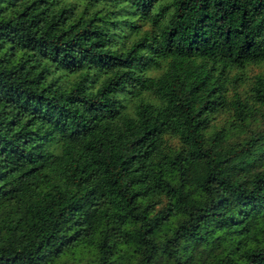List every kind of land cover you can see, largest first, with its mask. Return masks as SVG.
Here are the masks:
<instances>
[{"label":"clouds","instance_id":"clouds-1","mask_svg":"<svg viewBox=\"0 0 264 264\" xmlns=\"http://www.w3.org/2000/svg\"><path fill=\"white\" fill-rule=\"evenodd\" d=\"M0 7H6V4H0ZM61 8L70 9L73 14L69 23L92 16L115 19L119 24L146 33L149 39L144 42V53L135 70L129 64V70L119 74L111 89L107 85L113 77L107 73L90 81L85 91L86 99L81 101L84 105L81 119L91 117L94 111L95 117L88 120L94 127L82 126L69 136L66 134L67 122H58L65 134L49 132L36 141L39 154L32 159L40 166L22 180L14 179L17 174L8 171V161L5 156H0V173H3L0 175V248L5 253L11 252L10 257L0 256V264H19L24 256L28 264H221L218 257L224 255L228 256V264H248L247 252L264 249V240H257L255 233H250L245 226L246 218L252 212L264 211V206L255 207L264 180L253 184L255 176L264 174V97L258 96V86L264 83V24L255 26L254 20L246 19L247 31L236 33L237 40L244 36L239 55L233 58L231 50H225L212 58L208 79L215 82L211 95L216 99L209 98L194 115L191 107L187 109L200 135L201 152L197 154L191 151L189 139L179 122L170 118L173 114L171 97L160 90L161 81L171 78V66L176 63L173 54H184L182 48L172 47L170 39L167 47L163 43L165 30L174 18L172 0H138L137 12L119 0L115 4L99 0L94 6L89 0H59L54 11L58 13ZM259 14L260 7H257L254 18ZM248 16L245 11V17ZM136 34L135 31L117 33L119 39L110 42L108 51L123 55L128 41ZM25 44L23 31L0 34V69L16 72L21 65L27 69L35 64L32 58L39 54ZM78 55L85 57L84 53ZM187 55L203 54L194 46L187 50ZM170 57L169 69L159 80L154 79L153 69L163 67V61ZM40 63L44 67H54L49 58L41 57ZM198 66L208 67V63L201 58ZM254 69H259L258 74L250 75ZM58 75L64 83L77 84L84 75L96 74L61 71ZM109 91L111 103L104 104L102 100ZM146 91L159 102L145 103L143 93ZM195 91L199 92L200 88ZM88 99L93 101L91 105ZM137 99L140 104L134 115H126L129 105ZM235 105H239L243 114L235 111ZM140 108L151 112L159 127L147 131L148 120L144 119L145 113H141ZM218 110H227L230 119L206 135L215 124ZM16 111L18 109L0 104V120H12ZM161 117H166L162 123ZM121 118L135 126L134 131L144 130V134L137 137L135 144L122 149L124 155L111 150L103 153L108 164L90 156L93 149L86 141H95V133L100 131L95 121L100 120L108 129H115L122 126ZM29 119L30 116L24 115L13 134L20 132ZM31 131L35 132V127ZM32 146L30 144L29 148ZM95 151L100 152V147L97 146ZM134 152L137 154L131 155ZM70 155L91 169L90 180L95 181V186L83 196L81 189L73 191L77 202L71 208H65L59 214L49 210L54 220L51 230L37 240H29L24 228V210L30 203H37L54 191L69 190L73 183L66 175ZM170 155L182 163L199 157L214 168L222 159L219 169H227L233 175L227 181L212 176L208 183L215 187L222 183H239L242 189L255 193L247 197V205L238 209L239 217L230 222L239 225L241 231H231L221 225L215 226L216 231L207 230L203 221L210 214V193L193 178L191 167L177 170L174 162L166 163ZM244 155L251 163H238ZM116 159H123L124 164L117 172L121 187L112 190L108 187L111 179L106 176L114 171L112 161ZM61 166L65 168L63 172ZM25 183L27 192L23 191ZM220 191L224 189L220 188ZM177 194L179 198L173 199ZM224 194L231 197L232 190L228 189ZM240 199L243 201L245 197ZM123 208L128 209L127 214H121ZM68 212L71 215H67ZM208 237H212L211 241ZM26 248L29 249L27 253Z\"/></svg>","mask_w":264,"mask_h":264},{"label":"trees","instance_id":"trees-1","mask_svg":"<svg viewBox=\"0 0 264 264\" xmlns=\"http://www.w3.org/2000/svg\"><path fill=\"white\" fill-rule=\"evenodd\" d=\"M58 2L59 0H0V4H6V7H0V34L10 35L23 31L25 46L31 47L39 54L32 58L36 63L27 69L24 65H21L16 72L0 69V104L5 108L18 109L12 120H0V156H5L8 161L10 165L8 171L17 174L14 179L22 180L40 166L32 159L34 155L39 154L37 151L39 144L36 141L47 136L49 132L55 135L65 134L58 122H67L69 128L66 134L69 136L82 126L94 127L88 123L91 117H95L94 111L91 117L81 119L84 106L81 101L86 99L85 91L90 81L98 79L101 73H107L108 76L113 77L107 85L111 89L116 85L119 74L129 70V64L132 70H135L139 57L144 53V42L149 39L146 33H141L130 25L119 24L115 19L92 16L87 20L81 18L69 23L73 14L67 8L55 12ZM98 2L99 0H89L93 6ZM106 2L115 4L117 0H106ZM119 2L129 4L133 12L138 11V0H119ZM172 3L175 8L174 18L165 30L163 43L167 47L170 39L172 47L182 48L184 54H173L176 63L171 66V78L161 81L160 90L162 94L171 97L173 114L170 118L179 122L183 134L189 139L191 151L199 154L200 135L195 130L187 109L191 107L194 115L209 98L216 99L211 95L215 82L208 79L212 58L225 50H231L233 58L239 55L244 36L237 40L236 33L247 31L246 19L254 20L255 26L264 24V0H172ZM257 7H260V14L254 18ZM245 11L249 13L247 18ZM121 31H135L137 34L128 41V47L123 55L117 56L111 54L108 49L110 42L119 39L117 33ZM194 46L199 47L202 56L187 55V50ZM252 51L254 52L255 49ZM78 53H84L86 58L79 56ZM41 57L51 59L54 67H44L40 63ZM201 58L207 61L208 67L198 66ZM171 60L172 57L163 61V67L160 69H153L152 77L159 80L169 69ZM66 65L70 67H65ZM61 71H83L96 75H84L79 83L72 84L63 82L58 75ZM258 72L259 69L250 75H256ZM201 85L204 87L201 88ZM197 88H200L199 92L195 91ZM111 95L109 91L102 103L110 104ZM258 96L264 97V83L258 86ZM143 100L145 103L159 102L156 96L147 91L143 93ZM87 102L89 105L93 103L91 99ZM139 104V99L134 100L129 105L126 115H134ZM234 109L243 114L239 105H235ZM139 110L145 113L144 119L148 120L147 131L159 127V123L152 118L151 112H146L144 108ZM24 115L30 116L31 119L23 125L20 132L13 134ZM216 115L215 124L205 133L206 135L230 119L227 110L223 112L218 110ZM166 117H161L160 122L162 123ZM95 124L99 125L100 131L95 133V141L88 140L86 143L93 149L89 155L105 164H108V161L103 153L111 150L116 154L124 155L122 149L135 144L137 137L144 134V130L134 131L135 126L127 124L123 118H121L122 126L115 129H108L107 124L100 120H96ZM33 127L36 129L35 132L31 131ZM30 144L33 145L31 148H29ZM97 146L100 147V152L95 151ZM136 154L131 153V155ZM68 160L70 163L66 175L73 181L69 190L63 193L54 191L37 203H30L24 210V228L29 240H37L40 235L51 230L54 220L49 210L59 214L65 208H71L72 204L77 202L73 191L81 189L80 195L83 196L95 186V181L90 180L91 169L84 162H77L71 155ZM244 161L251 163L247 155L241 156L238 163ZM172 162L176 164L177 170L181 167H191L193 178L209 191L210 214L203 221L208 231H216V225L231 231L242 230L239 225L230 222L239 217L238 209L247 205V197L255 193L242 189L239 183H222L218 187L208 183L212 176H219L222 181H227L228 177L233 175L227 169H219V164L223 163L222 159L216 162L215 168L199 157L182 163L170 155L166 163ZM123 164V159L112 161L114 171L108 172L106 176L111 179L108 187L112 190L121 187L117 172ZM64 170V166H61V171ZM260 180H264V174L255 176L253 184ZM77 181L80 183H76ZM220 188L224 191H220ZM228 189L232 190L231 197L224 194ZM23 191H28L27 183ZM241 196L245 197L243 201L240 199ZM259 196L260 199L255 201L256 208L264 206V188L259 190ZM178 198L179 194L173 197V199ZM120 212L122 215L127 214L128 209L123 208ZM67 215H71V212ZM245 226L250 233H255L257 240H264V211L252 212L246 218ZM211 239L212 237H208V241ZM28 251L29 249L26 248L25 253ZM5 255L10 257L11 252L5 253L4 249L0 248V256ZM246 255L248 264H264V249L249 251ZM218 259L221 264H228L227 255ZM19 264H28L26 256L20 259Z\"/></svg>","mask_w":264,"mask_h":264},{"label":"rangeland","instance_id":"rangeland-1","mask_svg":"<svg viewBox=\"0 0 264 264\" xmlns=\"http://www.w3.org/2000/svg\"><path fill=\"white\" fill-rule=\"evenodd\" d=\"M254 71H257V69H254L252 72H250L249 74H252ZM218 118H221L220 116H218Z\"/></svg>","mask_w":264,"mask_h":264}]
</instances>
